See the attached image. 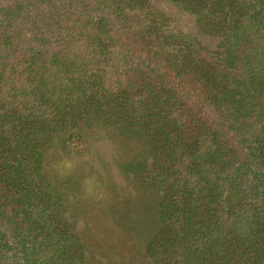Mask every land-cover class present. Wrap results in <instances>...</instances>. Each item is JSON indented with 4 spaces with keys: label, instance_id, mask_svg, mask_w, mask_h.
Segmentation results:
<instances>
[{
    "label": "trees",
    "instance_id": "16d2710c",
    "mask_svg": "<svg viewBox=\"0 0 264 264\" xmlns=\"http://www.w3.org/2000/svg\"><path fill=\"white\" fill-rule=\"evenodd\" d=\"M120 122L152 144L149 259L264 264V0H0V264H82L43 150Z\"/></svg>",
    "mask_w": 264,
    "mask_h": 264
},
{
    "label": "rangeland",
    "instance_id": "374dc122",
    "mask_svg": "<svg viewBox=\"0 0 264 264\" xmlns=\"http://www.w3.org/2000/svg\"><path fill=\"white\" fill-rule=\"evenodd\" d=\"M175 16L185 34L209 50L217 48L212 26ZM62 135L44 148L42 172L60 199L59 222L82 245V264H161L145 250L157 213V193L144 181L150 140L123 122L79 138Z\"/></svg>",
    "mask_w": 264,
    "mask_h": 264
}]
</instances>
